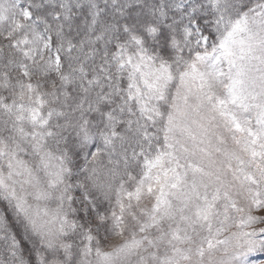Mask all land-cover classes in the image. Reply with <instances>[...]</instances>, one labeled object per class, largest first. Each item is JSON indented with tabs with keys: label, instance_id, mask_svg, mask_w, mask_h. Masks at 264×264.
<instances>
[{
	"label": "snow or ice",
	"instance_id": "6c2138e0",
	"mask_svg": "<svg viewBox=\"0 0 264 264\" xmlns=\"http://www.w3.org/2000/svg\"><path fill=\"white\" fill-rule=\"evenodd\" d=\"M0 264H264V0H0Z\"/></svg>",
	"mask_w": 264,
	"mask_h": 264
}]
</instances>
